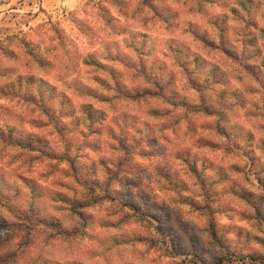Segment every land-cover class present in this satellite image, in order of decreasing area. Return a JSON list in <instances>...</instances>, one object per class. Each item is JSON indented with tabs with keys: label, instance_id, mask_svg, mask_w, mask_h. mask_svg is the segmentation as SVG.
I'll return each mask as SVG.
<instances>
[{
	"label": "clouds",
	"instance_id": "clouds-1",
	"mask_svg": "<svg viewBox=\"0 0 264 264\" xmlns=\"http://www.w3.org/2000/svg\"><path fill=\"white\" fill-rule=\"evenodd\" d=\"M0 264H264V0H0Z\"/></svg>",
	"mask_w": 264,
	"mask_h": 264
},
{
	"label": "rangeland",
	"instance_id": "rangeland-1",
	"mask_svg": "<svg viewBox=\"0 0 264 264\" xmlns=\"http://www.w3.org/2000/svg\"><path fill=\"white\" fill-rule=\"evenodd\" d=\"M24 43H25V48L30 50L31 45H29L27 42H24ZM202 51L204 52L205 55L208 56L210 60L213 59L214 57L219 56V53L211 51V48L202 49ZM4 54L6 57H10V58H14L16 55L15 53H10L7 50H5ZM41 61L42 62L38 61V59L36 60L37 64H39L41 69L48 67V65L52 63V61H43V60ZM102 70H106L105 66L100 64L99 61L95 60L94 58H89L85 60L80 68L81 72H92V71L99 72ZM112 71L114 72L115 70H112ZM96 79L100 81L99 76H97Z\"/></svg>",
	"mask_w": 264,
	"mask_h": 264
},
{
	"label": "trees",
	"instance_id": "trees-1",
	"mask_svg": "<svg viewBox=\"0 0 264 264\" xmlns=\"http://www.w3.org/2000/svg\"><path fill=\"white\" fill-rule=\"evenodd\" d=\"M209 43H210V44H213L214 41H210ZM38 61L42 62L41 59H38Z\"/></svg>",
	"mask_w": 264,
	"mask_h": 264
}]
</instances>
